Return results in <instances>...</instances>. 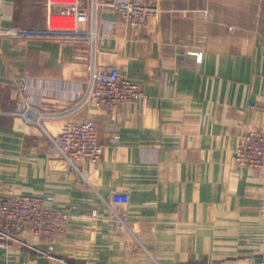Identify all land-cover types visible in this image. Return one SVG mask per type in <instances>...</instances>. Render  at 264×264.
<instances>
[{"label": "crops", "instance_id": "1", "mask_svg": "<svg viewBox=\"0 0 264 264\" xmlns=\"http://www.w3.org/2000/svg\"><path fill=\"white\" fill-rule=\"evenodd\" d=\"M147 1L158 12L137 26L97 8L86 22L91 39L0 35V193L37 196L72 215L52 242L24 232L22 243L0 245V264H257L264 256V172L235 161L239 135L264 123L252 108L264 99V0ZM45 8L46 0H1L0 30L41 29ZM92 62L115 64L143 97L114 109L78 105ZM23 70L30 104L55 114L41 126L16 114L11 75ZM86 119L104 154L80 164L79 179L50 138L67 120ZM112 192L129 197L132 234L111 220L103 200Z\"/></svg>", "mask_w": 264, "mask_h": 264}, {"label": "built area", "instance_id": "2", "mask_svg": "<svg viewBox=\"0 0 264 264\" xmlns=\"http://www.w3.org/2000/svg\"><path fill=\"white\" fill-rule=\"evenodd\" d=\"M46 0L45 26L41 29L19 30L8 28L0 30V35L29 33L38 37L68 39L86 37L94 33L86 27L97 8L112 9L129 26L146 23L157 7L147 0ZM1 5V0H0ZM85 23V27L79 25ZM228 29H231L229 26ZM200 58V54L195 55ZM89 76L85 91L78 105L90 104L107 109L119 108L124 104L143 97L141 85L122 76L115 64L88 65ZM28 73L23 70L11 75V81L21 97L22 108L16 114L26 121L41 126V119L55 116L41 110L29 102ZM252 108L261 112L264 120V99L253 104ZM117 136L109 137L116 141ZM51 147L58 157L65 160L69 170L82 179L80 164L97 163L104 154V144L99 141L98 128L92 120H67L59 131L50 138ZM235 161L257 172H264V123L239 135L235 149ZM129 197L124 192H112L104 203L109 208L112 222L120 229L131 232L127 216ZM72 215L67 209L48 207L37 196L0 193V245L6 242L22 243L24 232H30L41 239L53 238L63 234ZM52 242V241H51ZM52 249V245L48 246ZM257 264H264V256Z\"/></svg>", "mask_w": 264, "mask_h": 264}]
</instances>
